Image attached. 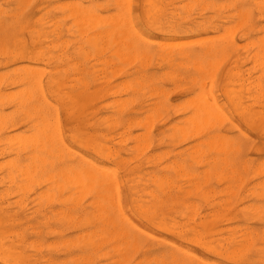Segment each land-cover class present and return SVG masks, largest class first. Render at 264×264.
<instances>
[{
    "label": "rangeland",
    "instance_id": "rangeland-1",
    "mask_svg": "<svg viewBox=\"0 0 264 264\" xmlns=\"http://www.w3.org/2000/svg\"><path fill=\"white\" fill-rule=\"evenodd\" d=\"M0 94V264H264V0H0Z\"/></svg>",
    "mask_w": 264,
    "mask_h": 264
},
{
    "label": "bare ground",
    "instance_id": "bare-ground-1",
    "mask_svg": "<svg viewBox=\"0 0 264 264\" xmlns=\"http://www.w3.org/2000/svg\"><path fill=\"white\" fill-rule=\"evenodd\" d=\"M121 1H122V0H121ZM115 2H116V1H115ZM123 2H124V1H123ZM66 6H67V5H66ZM69 6H70V5H69ZM118 7H119V6H118ZM16 8H17V7H16ZM65 8H66V7H65ZM76 8H77V7H76ZM66 9H67V8H66ZM68 10H69V8H68ZM78 10H79V9H78ZM157 10H159V9H157ZM63 11H64V10H63ZM69 11H70V10H69ZM74 11H75V9H74ZM74 11H73V12H74ZM15 13H16V12H15ZM45 13H46V12H45ZM62 13H63V12H62ZM69 13H71V11H70ZM80 13H81V12H80ZM85 13H86V12H85ZM126 13H128V12H126ZM3 14H4V13H3ZM17 14H18V13H17ZM71 14H72V13H71ZM95 15H96V14H95ZM118 15H119V14H118ZM148 15H149V14H148ZM240 15H241V14H240ZM71 16H72V15H71ZM85 16H86V15H85ZM11 17H12V16H11ZM87 17H88V16H87ZM89 17H90V16H89ZM242 17H243V16H242ZM15 18H16V17H15ZM62 18H63V17H62ZM92 18H93V17H92ZM99 18H100V17H99ZM107 18H108V17H107ZM115 18H116V17H115ZM244 18H245V17H244ZM38 19H39V18H38ZM55 19H56V18H55ZM72 19H75V18H72ZM242 19H243V18H242ZM245 19H246V18H245ZM39 20H40V19H39ZM81 20H82V19H81ZM93 20H96V19L93 18ZM106 20H107V19H106ZM112 20H113V19H112ZM119 20H121V19H119ZM76 21H77V20H76ZM78 21H79V20H78ZM91 21H92V20H91ZM40 22H41V21H40ZM74 22H75V21H74ZM74 22H72V23H74ZM87 22H88V21H86V23H87ZM89 22H90V21H89ZM93 22L95 23V21H93ZM102 22H103V21H102ZM111 22H112V21H111ZM34 23H35V22H34ZM41 23H42V22H41ZM81 23H82V21H81ZM96 23H97V22H96ZM113 23H114V22H113ZM116 23H117V22H116ZM125 23H126V22H125ZM52 24H53V23H52ZM79 24H80V23H79ZM87 24H88V23H87ZM100 24H101V23H100ZM114 24H115V23H114ZM129 24H130V23H129ZM42 25H43V24H42ZM90 25H91V24H90ZM108 25H109V24H108ZM124 25H127V24H124ZM48 26H49V25H48ZM58 26H59V25H58ZM75 26H76V25H75ZM82 26H83V23H82ZM82 26H81V27H82ZM88 26H89V25H86V27H88ZM93 26H94V24H93ZM97 26L99 27V24H97ZM110 26H111V25H110ZM115 26H116V25H115ZM18 27H19V26H18ZM236 27H237V26H236ZM51 28H52V27H51ZM65 28H66V27H65ZM83 28H84V26H83ZM111 28H112V26H111ZM123 28H124V27H123ZM123 28H122V29H123ZM48 29H49V28H48ZM57 29L59 30V28H57ZM72 29H73V27H72ZM87 29H88V28H87ZM89 29H90V28H89ZM92 29H93V27H92ZM94 29H95V28H94ZM105 29H106V28H105ZM105 29H104V30H105ZM237 29H238V28H237ZM51 30H53V29H51ZM51 30H50V32H51ZM74 30H75V29H74ZM76 30H77V28H76ZM100 30H101V29H100ZM104 30L102 31L103 33H104ZM108 30H109V29H108ZM125 30H127V29H125ZM125 30H124V31H125ZM133 30H134V29H133ZM53 31H54V30H53ZM66 31H67V30H66ZM71 31H72V30H71ZM78 31L80 32V30H78ZM118 31H120V30H118ZM118 31H117V32H118ZM122 31H123V30H122ZM124 31L122 32V34L124 33ZM37 32H38V31H37ZM37 32H36V34H38ZM79 32H77L76 34H78ZM98 32H99V31H98ZM257 32H258V31H257ZM85 33H86V32H85ZM113 33H115V32H113ZM118 33H119V32H118ZM227 33H228V32H227ZM71 34H72V33H71ZM74 34H75V33H74ZM74 34H73V35H74ZM115 34H116V33H115ZM120 34H121V33H120ZM120 34H119V36H120ZM73 35H72V36H73ZM94 35H95V34H94ZM97 35H98V37H99V35H101V34H97ZM108 35H109V33H108ZM112 35H113V34H112ZM112 35H111V36H112ZM126 35H127V33H126ZM136 35H137V34H136ZM95 36H96V35H95ZM104 36H106V35L104 34ZM109 36H110V35H109ZM138 36H139V35H138ZM81 37H82V35H81ZM98 37H97V38H98ZM106 37H107V36H106ZM115 37H116V36H115ZM121 37H122V36H121ZM125 37H126V36H125ZM127 37H128V36H127ZM130 37H131V36H130ZM95 38H96V37H95ZM123 38H124V37H123ZM131 38H132V37H131ZM88 39H89V38H88ZM98 39H100V37H99ZM101 39H102V36H101ZM106 39H107V38H106ZM133 39H134V38H133ZM93 40H94V38H93ZM95 40H97V39H95ZM95 40L93 41L94 44H96V42L98 41V40H97V41H95ZM111 40H112V39H111ZM114 40H115V38H114ZM114 40H113V41H114ZM116 40H117V39H116ZM120 40H121V39H120ZM135 40H136V39H135ZM221 40H222V39H221ZM85 41H86V40H85ZM104 41H105V38H104ZM121 41H122V40H121ZM129 41H130V40H129ZM93 42H92V43H93ZM102 42H103V41H101V42L99 41V43H101V44H102ZM105 42H106V41H105ZM134 42H135V41H134ZM204 42H205V41H204ZM66 43H67V42H66ZM99 43H97V44H99ZM115 43H116V42H115ZM118 43H119V42H118ZM84 44H85V43H84ZM88 44H89V43H88ZM97 44H96V45H97ZM103 44H104V43H103ZM125 44H126V43H125ZM136 44H137V43H136ZM174 44H175V43H174ZM198 44H199V43H198ZM115 45H116V44H115ZM130 45H131V44H130ZM179 45H180V44H179ZM117 46H118V45H117ZM122 46H123V45H122ZM143 46H144V45H143ZM183 46H184V45H183ZM205 46H206V45H205ZM62 47H63V46H62ZM64 47H65V46H64ZM101 47H102V46H101ZM115 47H116V46H115ZM168 47H169V46H168ZM56 48H57V47H56ZM58 48H60V47H58ZM104 48H105V47H104ZM118 48H119V47H118ZM202 48H203V46H202ZM202 48H201V49H202ZM205 48H206V47H205ZM212 48H213V47H212ZM118 50H119V49H118ZM144 50H145V49H144ZM104 51H105V50H104ZM143 52H144V51H143ZM121 53H123V52H121ZM142 55H143V54H142ZM13 56H14V55H13ZM93 56H94V55H93ZM122 56H124V55H122ZM143 56H144V55H143ZM119 57H120V56H119ZM124 57H125V56H124ZM83 58H84V57H83ZM117 59H118V58H117ZM142 61H143V60H142ZM258 64H259V63H258ZM31 65H32V64H31ZM16 68H18V67H16ZM24 68H26V67H23V69H24ZM31 68H33V67H31ZM72 68H73V67H72ZM27 69H28V68H27ZM29 69H30V68H29ZM34 69H35V68H34ZM68 69H69V68H68ZM31 70H32V69H31ZM31 70H30V71H31ZM74 70H75V69H74ZM216 70H217V69H216ZM15 71H16V70H15ZM28 71H29V70H28ZM96 71H97V70H96ZM201 71H202V70H201ZM31 72H32V71H31ZM26 73H27V72H26ZM29 73H30V72H29ZM9 74H10V73H9ZM14 75H15V74H14ZM20 76H21V75H20ZM35 76H36V75H35ZM38 76H39V75H38ZM32 77H33V75H32ZM41 77H42V76H41ZM8 78H9V77H8ZM35 78H36V77H35ZM38 79H40V78H38ZM38 79H36V80H38ZM47 80H48V79H47ZM169 80H170V79H169ZM14 81H16V80H14ZM14 81H13V82H14ZM38 81H40V80H38ZM45 81H46V80H45ZM56 82H57V81H56ZM45 83H46V82H45ZM9 84H10V82H9ZM23 85H24V84H23ZM82 85H83V84H82ZM71 86H72V85H71ZM125 86H126V85H125ZM24 88H25V87H24ZM26 88H27V87H26ZM29 88H30V87H29ZM35 88H36V87H35ZM124 88H125V87H124ZM20 90H21V89H20ZM50 90H51V89H50ZM57 90H59V87H58ZM57 90H56V91H57ZM246 90H247V89H246ZM16 91H17V90H16ZM54 91H55V90H54ZM59 91H60V90H59ZM123 91H124V90H123ZM48 92H49V91H48ZM48 92H47V93H48ZM15 93H16V92H15ZM17 93H18V96H19L20 93H19L18 91H17ZM17 93H16V95H17ZM27 93H28V92H27ZM30 93H31V92H30ZM40 93H42V92L40 91ZM40 93H39V94H40ZM64 93H65V92H64ZM4 94H5V93H4ZM13 94H14V91H13ZM13 94H11V95H13ZM24 94H25V93H24ZM28 94H29V93H28ZM34 94H35V93H34ZM0 95H1V94H0ZM11 95H10V97H12ZM5 96H6V95H4V97H5ZM7 96H8V95H7ZM7 96H6V98H9V97H7ZM33 96H34V95H33ZM33 96H32V97H33ZM26 97H27V96H25V98H26ZM43 97H44V96H43ZM59 97H60V96H58L57 98H59ZM63 97H64V96H63ZM12 98H13V97H12ZM60 98H61V97H60ZM0 99H1V98H0ZM23 99H24V98H23ZM23 99H22V100H23ZM211 99H212V98H211ZM2 100H4V99H2ZM16 100H18L17 97H16ZM26 100H27V99H26ZM4 101H5V100H4ZM4 101H3V103H4ZM44 101H45V99H44ZM5 102H6V101H5ZM13 102H14V101H13ZM21 102H22V101H21ZM40 102H41V101H40ZM47 102H48V101H47ZM56 102H57V101H56ZM62 102H63V101H62ZM121 102H122V101H121ZM211 102H212V101H211ZM11 103H12V102H11ZM16 103H17V102H16ZM23 103H24V102H23ZM117 103H118V102H117ZM21 104H22V103H21ZM29 104H30V103H29ZM198 104H199V103H198ZM33 105H34V104H33ZM51 105H52V104H51ZM204 105H205V104H204ZM54 106H55V105H54ZM119 106H120V105H119ZM210 106H211V105H210ZM213 106H214V105H213ZM247 106H248V105H247ZM19 107H20V106H19ZM26 107H27V106H26ZM71 107H72V106H71ZM205 107H207V106H205ZM0 108H1V107H0ZM52 108H53V107H52ZM216 108H217V107H216ZM54 109H56V108H54ZM200 109H201V108H200ZM200 109H199V110H200ZM204 109H205V108H204ZM25 110H27V109H25ZM74 110H75V108H74ZM20 111H21V110H20ZM37 111H39V110H37ZM196 111H197V110H196ZM206 111H207V109H205L204 114H203V113H202V114H203V115L207 114ZM23 112H24V109H23ZM33 112H34V111H33ZM54 112H55V111H54ZM71 112H72V111H71ZM202 112H203V111H202ZM205 112H206V113H205ZM1 113H3V112H1ZM21 113H22V112H21ZM42 113H43V112H42ZM3 114H4V113H3ZM5 114H6V113H5ZM23 114H24V113H23ZM27 114H28V113H27ZM208 114H209V113H208ZM259 114H260V113H259ZM24 115H25V114H24ZM29 115H30V114H29ZM54 115H56V114H54ZM192 115H193V114H192ZM41 116H42V115H41ZM206 116H207V115H206ZM210 116H211V115H210ZM252 116H253V115H252ZM255 116H256V115H255ZM255 116H254V117H255ZM5 117H6V116H5ZM37 117H38V116H37ZM39 117H40V116H39ZM43 117H44V114H43ZM202 117H203V116H202ZM217 117H218V116H217ZM28 118H29V117H28ZM212 118H213V117H212ZM212 118H211V119H212ZM3 119H4V118H3ZM214 119H215V118H214ZM255 119H256V118H255ZM6 120H7V119H6ZM10 120H11V119H10ZM10 120H8V121H10ZM36 120H37V118H36ZM43 120H44V118H43ZM56 120H57V118H56ZM21 121H22V120H21ZM26 121H27V120H26ZM37 121H38V120H37ZM49 121H50V120H49ZM219 121H220V120H219ZM2 122H3V121H2ZM34 123H35V122H34ZM34 123H33V124H34ZM147 123H148V121H147ZM151 123H152V122H151ZM191 123H192V122H191ZM33 124H32V125H33ZM37 124H38V123H37ZM43 125H44V122H43ZM43 125H42V126H43ZM5 126H6V125H5ZM46 126H47V125H46ZM39 127H40V126H39ZM43 127H45V126H43ZM43 127H42L41 129H43ZM177 127H178V126H177ZM211 127H212V125H211ZM31 128H32V127H31ZM51 128L54 130L53 127H50L49 129H51ZM38 129H39V131H40V128H38ZM38 129H37V130H38ZM55 129H56V128H55ZM199 129H200V128H199ZM1 130H2V129H1ZM43 130H44V129H43ZM46 130H48L47 127H46ZM57 130H59V129H57ZM145 130H146V129H145ZM31 131H32V130H31ZM44 131H45V130H44ZM44 131H43V136L45 137L46 135H44ZM48 131H50V130H48ZM197 131H198V130H197ZM37 132H38V131H37ZM40 132H42V130H41ZM58 132H59V131H58ZM147 132H148V131H147ZM194 132H195V130H194ZM45 133H46V132H45ZM49 133H50V132H49ZM55 133H57L56 130H55V132L53 131L52 136H54ZM39 134H40V133H39ZM193 134H194V133H193ZM48 135H49V136H47V137H52L50 134H48ZM57 135H58V133H57ZM39 136L43 137L42 135H39ZM58 136H59V135H58ZM31 137H32V136H31ZM44 137H43V139H44ZM54 137H55V136H54ZM6 138H7V137H6ZM26 138H27V137H26ZM35 138H36V136H35ZM35 138H34L33 141L36 140ZM38 138H40V137H38ZM52 138H53V137H52ZM58 138H59V137H58ZM23 139H24V141L26 140L25 138H23ZM47 139H49V138H47ZM47 139H46V137H45V140H47ZM55 139H56V137L54 138V140H55ZM14 140H15V139H14ZM14 140H13V141H14ZM29 140H30V139H29ZM40 140L42 141L41 138H40ZM45 140H44V141H45ZM50 140H52V139H50ZM20 141H22V139H21ZM33 141H32L31 143H34ZM36 141H37V140H36ZM47 141H49V140H47ZM57 141H58V140H56V142H57ZM59 141H60V138H59ZM84 141H85V139H84ZM0 142H1V141H0ZM25 142H26V141H25ZM39 142H40V141H39ZM39 142H36V143H34V144H37V145H38ZM215 142H216V141H215ZM8 143H9V142H8ZM12 143H13V142H12ZM12 143H11V145H12ZM27 143H28V142H27ZM41 143L43 144V141H42ZM45 143H46V146H47V144H48L49 142H45ZM51 143H53V142H50L49 144H51ZM54 143H55V142H54ZM60 143H61V141H60ZM62 143H63V142H62ZM22 144H23V143H22ZM29 144H30V143H29ZM26 145H27V144H26ZM60 145H61V144H60ZM62 145H63V144H62ZM19 146L21 147V146H23V145L20 144ZM35 146H36V145H35ZM35 146H34V148H35ZM43 146H44V145H43ZM48 146H50V145H48ZM51 146H52V144H51ZM51 146H50V148H51ZM56 146H58V144H57ZM56 146H53V147H56ZM63 146H65V144H64ZM9 147H11L10 144H9ZM24 147H25V146H24ZM38 147H39V146H38ZM53 147H52V148H53ZM58 147H59V146H58ZM58 147H57V148H58ZM94 147H95V146H94ZM206 147H207V146H206ZM30 148H31V147H30ZM39 148H40V147H39ZM43 148H44V147H43ZM60 148H62V147H60ZM60 148H59V149H60ZM218 148H219V147H218ZM21 149H22V148H21ZM66 149H67V148H66ZM99 149H100V148H99ZM221 149H222V148H221ZM30 150H31V149H30ZM41 150H42V149H41ZM41 150H40V151H41ZM43 150H44V149H43ZM56 150H57V149L55 148V151H56ZM215 150H216V149H215ZM10 151H11V150H10ZM18 151H21V150L18 149ZM22 151H24V150H22ZM27 151H28V150H27ZM46 151H47V150H46ZM58 151H59V150H58ZM68 151H69V149H68ZM99 151H100V150H99ZM208 151H209V150H208ZM41 152H42V151H41ZM44 152H45V151H44ZM48 152H49V150H48ZM56 152H57V151H56ZM59 152H60V151H59ZM65 152H66V151H65ZM65 152H64V153H65ZM195 152H196V151H195ZM202 152H203V151H202ZM9 153H11V152H9ZM33 153H34V152H33ZM38 154H39V153H38ZM38 154H37V155H38ZM47 154H48V153H47ZM97 154H98V153H97ZM99 154H100V153H99ZM174 154H175V153H174ZM33 155H34V154H33ZM41 155H42V154H41ZM43 155H44V153H43ZM45 155H46V154H45ZM45 155H44V156H45ZM53 155H54V154H53ZM57 155H58V152H57ZM193 155H194V154H193ZM4 156H6V155H4ZM49 156H50V154H49ZM49 156H48V157H49ZM54 156H55V155H54ZM58 156H59V155H58ZM64 156H65V155H64ZM32 157H33V156H32ZM41 158H42V157H41ZM45 158H46V157H45ZM51 158H52V157H51ZM57 158H58V157H57ZM60 158H61V157H60ZM64 158H65V157H64ZM11 159H12V158H11ZM16 160H17V159H16ZM26 160H27V159H26ZM37 160H38V158H37ZM28 161H29V160H28ZM46 161H47V160H46ZM46 161H44V162H46ZM30 162H31V161H30ZM35 162H36V161H35ZM44 162H41V163H44ZM83 162H84V161H83ZM88 162H89V161H88ZM88 162H87V163H88ZM223 163H224V162H223ZM2 164H3V163H2ZM19 164H20V163H19ZM92 164H93V163H92ZM195 164H196V163H195ZM6 165H7V164H6ZM22 165H23V164H22ZM28 165H32V164L29 163ZM40 165H41V164H40ZM49 165H51V163H50ZM1 166H3V165H1ZM7 166H8V165H7ZM41 166H42V165H41ZM85 166H86V165H85ZM85 166H84V167H85ZM90 166H91V165H90ZM94 166H95V165H94ZM201 166H202V165H201ZM30 167H31V166H30ZM32 167H33V166H32ZM47 167H48V165H47ZM49 167H50V166H49ZM49 167H48V168H49ZM84 167H83V168H84ZM86 167H87V166H86ZM13 168H14V167H13ZM81 168H82V167H81ZM83 168H82V169H83ZM96 168H97V167H96ZM100 168H101V167H100ZM163 168H164V167H163ZM9 169H10V167H9ZM18 169H19V171H20V170H23L24 167H23V169H22V168H21V169L18 168ZM30 169H32V168H30ZM37 169H38V167H37ZM60 169L63 170L62 168H60ZM86 169H87V171H88V170H89V167H87ZM93 169H94V168H93ZM10 170H11V169H10ZM25 170H27V169H25ZM42 170H43V168H42ZM65 170H66V169H65ZM83 170H84V171H83ZM83 170H79V172H80V171H81V172L83 171V174H84L85 169H83ZM96 170H97V169H96ZM104 170H105V169H104ZM19 171H18V172H19ZM34 171H35V169H34ZM59 171H60V170H59ZM67 171H69V170H67ZM94 171H95V170H94ZM98 171H99V170H98ZM109 171H110V170H109ZM20 172L22 173V171H20ZM29 172H31V171H29ZM40 172H42V171H40ZM44 172H45V171H44ZM55 172H56V171H55ZM64 172H65V171L63 170V172L61 171V173L58 172V171H57L56 173H59V174L61 175V177H63ZM72 172H73V171H72ZM76 172H77V170L75 171V173H76ZM79 172H77V174H78L79 177H81V175H80ZM105 172H106V170H105ZM110 172H111V171H110ZM21 173H20V174H21ZM36 173H38V172H36ZM49 173H50V172H49ZM62 173H63V174H62ZM75 173H70V175L75 174ZM97 173H98V172H97ZM97 173H96V174H97ZM22 174H23V173H22ZM22 174H21V175H22ZM24 174H25V176H26V175H28V172H27V171H26V172L24 171ZM30 174H31V173H30ZM30 174H29V175H30ZM32 174H33V173H32ZM43 174H44V173H43ZM87 174H88L89 176H86ZM107 174H108V172H107ZM107 174H106V175H107ZM262 174H263V173H262ZM39 175H40V174H39ZM57 175H58V174H55L56 177H57ZM60 175H59V176H60ZM68 175H69V174H68ZM70 175H69V179L71 178ZM90 175H91V176H90ZM12 176H13V175H12ZM25 176H24V177H25ZM30 176H31V175H30ZM44 176H46V175H44ZM50 176H51V175H50ZM50 176H48V177H50ZM59 176H58V178H59ZM83 176H85L84 178L87 177V179H88V178H92V174H90V173H86V174L83 175ZM83 176H82V177H83ZM93 176H94V177L96 176V175H95V172H94V175H93ZM98 176H99V175H98ZM98 176H97V177H98ZM101 176H102V175H101ZM215 176H216V175H215ZM10 177H11V176H10ZM51 177H52V176H51ZM61 177H60V180H61ZM65 177L67 178L68 176L65 174ZM109 177H110V174H109ZM179 177H180V176H179ZM25 178L27 179L28 177H25ZM45 178H46V177H45ZM72 178H75V177H73V175H72ZM30 179H31V178H30ZM33 179H34V178H33ZM48 179H49V178H48ZM87 179H86L85 181H87ZM111 179H112V178H111ZM180 179H181V178H180ZM45 180H47V179H45ZM62 180L64 181L65 178L62 179ZM74 180H76V178H75ZM77 180H78V179H77ZM89 180H90V179H89ZM93 180H94V178H92V181H91V182H93ZM96 180L98 181V179H95L94 181L96 182ZM106 180H107V179H106ZM6 181H7V180H6ZM9 181H10V180H9ZM11 181H12V179H11ZM24 181H25V179H24ZM32 181H33V180H32ZM35 181H36V180H35ZM43 181H44V179H43ZM49 181L51 182V179H49ZM65 181H67V179H66ZM68 181H69V180H68ZM68 181H67V182H68ZM110 181H111V180H110ZM20 182H22V181H20ZM28 182H29V181H28ZM41 182H42V181H41ZM44 182H45V181H44ZM76 182H77V181H76ZM78 182H80V181H78ZM83 182H84V180H83ZM87 182H88V181H87ZM89 182H90V181H89ZM91 182H90V184H92ZM100 182H101V181H100ZM11 183H12V182H11ZM11 183H10V184H11ZM29 183L31 184V182H29ZM35 183H36V182H35ZM47 183H48V180H47ZM54 183H55V182H54ZM64 183H65V182H64ZM80 183H81V182H80ZM111 183H112V182H111ZM13 184H14V183H13ZM27 184H28V183H27ZM36 184H38V183H36ZM48 184L51 185L52 182H51V183H48ZM55 184H56V183H55ZM58 184H59V183H58ZM66 184H67V183H66ZM68 184H69V183H68ZM72 184H73V183H72ZM72 184H71V185H72ZM75 184H76V183H75ZM75 184H74V185H75ZM84 184H85V182H84ZM94 184H95V183H94ZM97 184H98V183L96 182V185H97ZM112 184H114V183H112ZM20 185H21V184H20ZM20 185L18 184V188L20 187ZM39 185H40V184H39ZM39 185H38V186H39ZM50 185H49V186H50ZM56 185H57V184H56ZM63 185H64V184H63ZM78 185H79V184H77L76 187H78ZM82 185H83V183H82ZM110 185H111V184H110ZM110 185H109V186H110ZM29 186H30V185H29ZM29 186H27V187H29ZM51 186H52V185H51ZM57 186L60 187V186H62V185L60 184V186H59V185H57ZM85 186H86V185H85ZM90 186H91V185H90ZM113 186H114V185H113ZM161 186H162V185H161ZM22 187H23V186H22ZM31 187H32V186H31ZM31 187H30V189H31ZM54 187H55V186H52L53 189H55ZM63 187H66V185L63 186ZM69 187H71V186H69ZM72 187H73V186H72ZM83 187H84V186H83ZM97 187H98V186H97ZM163 187H164V186H163ZM47 188L50 189L51 187H47ZM52 188H51V189H52ZM73 188H74V187H73ZM89 188H90V187H89ZM89 188H88V189H89ZM20 189H21V187H20ZM59 189H60V188H59ZM62 189H64V188H62ZM62 189H60V190H62ZM69 189H70V188H69ZM90 189H91V188H90ZM90 189H89V190H90ZM103 189H104V188H103ZM192 189H193V188H192ZM263 189H264V188H263ZM18 190H19V189H18ZM18 190H17V191H18ZM23 190H24V189H23ZM71 190H72V189H71ZM71 190H70V191H71ZM104 190H106V189H104ZM116 190H117V189H116ZM58 191H59V190H58ZM58 191H57V192H58ZM65 191H66V190H65ZM65 191H64V192H65ZM70 191H69V192H70ZM78 191H79V189H78ZM106 191H107V190H106ZM110 191H111V190H110ZM42 192H43V191H42ZM73 192H76V190L73 191ZM73 192H72V193H73ZM87 192H88V191H87ZM94 192H95V191H94ZM97 192H98V191H97ZM4 193H5V192H4ZM23 193H24V192H23ZM51 193H52V192H51ZM95 193H96V192H95ZM116 193H117V192H116ZM26 194H27V193H26ZM38 194H39V193H38ZM70 194H71V193H70ZM73 194H74V193H73ZM96 194H97V193H96ZM40 195H41V194H40ZM50 195H51V194H50ZM66 195H69V194H66ZM80 195H81V194H80ZM97 195H98V194H97ZM60 196H61V193H60ZM69 196H70V195H69ZM74 196L77 197L76 195H74ZM82 196H83V194H82ZM41 197H42V195H41ZM41 197H40V198H41ZM65 197H66V196H65ZM96 197H97V196H96ZM98 197H100V196H98ZM21 198H22V197H21ZM40 198L38 197L37 199H40ZM47 198H48V196H47ZM50 198H52V196H50ZM72 198H73V197H72ZM78 198H79V196H78ZM85 198H86V196H85ZM42 199H43V198H42ZM63 199H64V198H63ZM66 199H67V198H66ZM66 199H65V200H66ZM76 199H77V198H76ZM76 199H75L74 201H76ZM80 199H82V198H80ZM106 199H107V198H106ZM40 200H41V199H40ZM40 200H38L39 203H40ZM46 200H47V199H46ZM104 200H105V199H104ZM114 200H115V198H114ZM41 201H42V200H41ZM44 201H45V199H44ZM62 201H63V200L59 201V203H61ZM66 201H67V200H66ZM80 201H81V200H80ZM109 201H110V200H109ZM109 201H108V202H109ZM203 201H204V200H203ZM56 202H57V200H56ZM63 202H64V201H63ZM63 202H62V203H63ZM76 202H77V201H76ZM76 202H75V203H76ZM102 202H103V201H102ZM116 202H117V201H116ZM59 203H58V204H59ZM66 203H67V202H66ZM79 203H80V202H79ZM91 203H92V202H91ZM93 203H94V202H93ZM98 203H99V202H98ZM100 203H101V202H100ZM100 203H99V205H95L96 207L99 206V207H98L99 210L95 207V208H96V211L98 210L99 212L102 211V210H103V211L105 210V208L100 209V208H101ZM109 203H110V202H109ZM114 203H115V202H114ZM153 203H154V202H153ZM35 204H36V203H35ZM37 204H38V203H37ZM63 204H64V203H63ZM63 204H61V205H63ZM77 204H78V203H77ZM101 204L104 205L103 203H101ZM146 204H147V203H146ZM73 205H74V204H73ZM73 205H72V206H73ZM154 205H155V204H154ZM104 206H105V205H104ZM104 206H103V207H104ZM107 206H108V205H107ZM146 206H147V205H146ZM146 206H143V208L145 207V208H144L145 210H146V208H148V206H147V207H146ZM77 207H78V206H77ZM115 207H116V206H115ZM138 207H139V206H138ZM107 208H108V207H107ZM107 208H106V211L108 212ZM149 208H150V207H149ZM151 208H152V207H151ZM62 209H63V207H62ZM108 209H109V211H110V208H108ZM139 209H140V208H139ZM157 209H158V208H157ZM142 210H143V209H142ZM84 211H85V210H84ZM143 211H144V210H143ZM146 211H147V210H146ZM148 211H149V210H148ZM107 212H106V213H107ZM140 212H141V211H140ZM149 212H150V211H149ZM101 213H102V215H103V213L105 214V212H100L99 214H101ZM111 213H112V212H111ZM150 213H151V212H150ZM151 214H152V213H151ZM154 214H155V213H154ZM92 215H93V214H92ZM96 216H97V215H96ZM107 216H108V215H106V216L103 215L104 218L107 217ZM109 216H110V215H109ZM117 216H118V215H117ZM115 217H116V216H115ZM118 217H120V216H118ZM147 217H148V216H147ZM100 218H101V217H100ZM107 218H108V217H107ZM107 218H106V219H107ZM94 219H95V218H94ZM111 219H112V217H111ZM114 219H115V218H114ZM119 219H120V218H119ZM159 219H161V218H159ZM159 219H158V220H159ZM107 220H108V219H107ZM152 220H153V219H152ZM154 220L157 221V219H154ZM100 221H101V220H100ZM103 221H104V220H103ZM120 221H121V223H122V219H120ZM126 221H127V220H126ZM161 221H162V220H161ZM188 221H189V220H188ZM106 222H107V221H106ZM114 222H115V221H114ZM128 222H130V221H128ZM87 223H88V222H87ZM112 223H113V222H112ZM122 224H123V223H122ZM131 224H132V223H131ZM106 225H107V224H106ZM113 225H114V223H113ZM87 226H88V225H87ZM110 226H111V225H110ZM115 226H116V225H115ZM100 227H101V226H100ZM104 228H105V227H104ZM98 229H100V228L98 227ZM139 232H140V231H139ZM196 232H197V231H196ZM99 233H100V232H99ZM123 233H124V232H123ZM230 234H231V233H230ZM15 235H16V234H15ZM97 235H98V234H97ZM99 235H100V234H99ZM111 235H112V234H111ZM117 235H118V233H117ZM119 236H120V235H119ZM231 236H232V235H231ZM96 237H97V236H96ZM99 237H100V236H99ZM101 237H102V236H101ZM101 237H100V239H101ZM109 237H110V236H109ZM115 237H116V236H115ZM117 237H118V236H117ZM122 237H123V236H122ZM124 237H125V236H124ZM126 237H127V236H126ZM120 238H121V236H120ZM97 239H98V238H97ZM83 241H84V240H83ZM116 241H117V240H116ZM133 241H134V240H133ZM133 243H134V242H133ZM246 243H247V242H246ZM249 243H250V242H249ZM124 244H125V243H124ZM88 245H89V243H88ZM109 245H110V244H109ZM236 245H237V244H236ZM124 246H125V245H124ZM240 247H241V246H240ZM233 249H234V248H233ZM115 250H116V249H115ZM240 250H241V249H240ZM219 252H220V251H219ZM219 252H218V253H219ZM222 252H223V251H222ZM219 254H220V253H219ZM261 254H262V253H261ZM222 255H223V254H222ZM229 255H230V254H229ZM227 256H228V255H227ZM231 256H232V255H231ZM122 257H123V256H122ZM8 259H9V258H8ZM83 259H84V258H83ZM172 259H173V258H172ZM76 260H77V259H76ZM197 260H198V259H197ZM153 261H154V260H153ZM157 261H158V260H157ZM160 261H161V260H160ZM172 261H173V260H172ZM198 261H199V260H198ZM116 262H117V261H116ZM148 262H149V261H148ZM155 262H156V261H155ZM161 262H162V261H161ZM155 264H156V263H155ZM204 264H206V263L204 262ZM207 264H208V263H207Z\"/></svg>",
    "mask_w": 264,
    "mask_h": 264
}]
</instances>
